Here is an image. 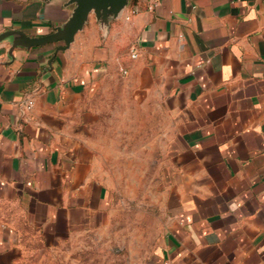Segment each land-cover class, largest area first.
<instances>
[{
  "label": "crops",
  "instance_id": "obj_1",
  "mask_svg": "<svg viewBox=\"0 0 264 264\" xmlns=\"http://www.w3.org/2000/svg\"><path fill=\"white\" fill-rule=\"evenodd\" d=\"M68 1L0 0V34L47 35ZM151 1L107 31L91 14L66 50L1 42L0 264L28 230L61 243L107 222L104 132H136L155 165L154 264H264V0Z\"/></svg>",
  "mask_w": 264,
  "mask_h": 264
},
{
  "label": "rangeland",
  "instance_id": "obj_2",
  "mask_svg": "<svg viewBox=\"0 0 264 264\" xmlns=\"http://www.w3.org/2000/svg\"><path fill=\"white\" fill-rule=\"evenodd\" d=\"M103 136V169L115 190L107 222L61 243L47 242L38 231L28 230L23 256L15 264H154L163 225L155 165L142 162L148 150L139 148L136 132Z\"/></svg>",
  "mask_w": 264,
  "mask_h": 264
},
{
  "label": "water",
  "instance_id": "obj_3",
  "mask_svg": "<svg viewBox=\"0 0 264 264\" xmlns=\"http://www.w3.org/2000/svg\"><path fill=\"white\" fill-rule=\"evenodd\" d=\"M129 0H69L68 4L74 5L68 20L61 26L54 27V31L44 36H30L22 30H7L0 34V43L9 40L11 48L9 54L16 47L31 48L49 43L63 42L58 45L56 52L66 50L75 40L76 34L87 23L89 16L94 14L101 27L107 31L110 22L118 19L128 6Z\"/></svg>",
  "mask_w": 264,
  "mask_h": 264
},
{
  "label": "built area",
  "instance_id": "obj_4",
  "mask_svg": "<svg viewBox=\"0 0 264 264\" xmlns=\"http://www.w3.org/2000/svg\"><path fill=\"white\" fill-rule=\"evenodd\" d=\"M156 4H157V1L156 0H152L151 3H150L149 8L152 9ZM129 18H130V15L127 16V19H129ZM1 48H2V45L0 43V50H1ZM137 55H138V52H137L136 48H133L132 51H131V57L132 58H136ZM34 104H35V97L34 96H28L23 101L22 108L24 110H31L33 108Z\"/></svg>",
  "mask_w": 264,
  "mask_h": 264
}]
</instances>
